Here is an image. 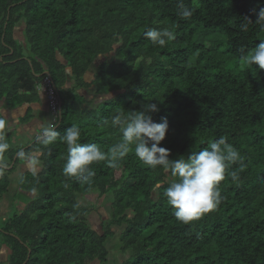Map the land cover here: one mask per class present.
I'll return each mask as SVG.
<instances>
[{
    "label": "trees",
    "instance_id": "trees-1",
    "mask_svg": "<svg viewBox=\"0 0 264 264\" xmlns=\"http://www.w3.org/2000/svg\"><path fill=\"white\" fill-rule=\"evenodd\" d=\"M179 2L0 0V118L8 123L6 110L27 105L22 121L30 122L46 74L63 103L47 146L13 149L7 128L0 200L15 179L9 172L32 152L42 168L17 182L15 198L32 201L2 219L0 264H264V70L241 58L264 40L255 24L264 0H183L189 19ZM245 17L253 21L247 32ZM151 28L175 38L153 46ZM150 102L160 109L154 121L169 123L160 145L169 159L221 137L243 157V169L226 170L218 208L191 224L176 219L163 195L170 171L149 168L134 151L116 168L93 164L88 181L63 174L68 127L107 152L121 137L111 117Z\"/></svg>",
    "mask_w": 264,
    "mask_h": 264
},
{
    "label": "clouds",
    "instance_id": "clouds-1",
    "mask_svg": "<svg viewBox=\"0 0 264 264\" xmlns=\"http://www.w3.org/2000/svg\"><path fill=\"white\" fill-rule=\"evenodd\" d=\"M179 8L182 18L191 17L192 12L184 5L183 0H180ZM256 15L255 24L264 29V7ZM250 24L253 21L245 17L244 22L239 25L240 30L247 32ZM145 36L153 46L160 47L166 46L175 38L174 33L166 28H151L145 32ZM241 58L247 65H258L260 70H264V40L250 54ZM159 110L157 104L150 102L142 104L141 110L118 112L112 116L111 126L119 129L121 137L107 152L96 144L81 143L80 129L75 125L68 127L61 137L67 147L63 174L67 178L88 181L95 176L91 167L93 164L107 161L110 167L116 168L134 151L142 164L149 168L162 167L165 171H170L174 179L163 195L167 204L172 207L176 219L183 224H191L218 208L222 200L220 184L226 178V170L236 163L243 169V157L221 137L203 150L190 153L187 158L181 156L177 160L169 159L170 150L160 146L169 131V123L167 118L157 123L152 115ZM7 128V121L0 118V154L9 148L6 140ZM57 135L54 129L46 127L39 139L47 146ZM35 156L34 153L28 159L33 175L37 173ZM228 175L234 182L240 178L237 171H231ZM155 187L160 188L161 185L157 183Z\"/></svg>",
    "mask_w": 264,
    "mask_h": 264
},
{
    "label": "crops",
    "instance_id": "crops-1",
    "mask_svg": "<svg viewBox=\"0 0 264 264\" xmlns=\"http://www.w3.org/2000/svg\"><path fill=\"white\" fill-rule=\"evenodd\" d=\"M68 72L71 73V69H68ZM69 73V74H70ZM42 101L39 103L33 105V119L25 124L22 120L25 118L28 109L30 108L29 106H22L17 109H14L12 111L6 110V116L8 118V138L10 142V147L13 149H19V148H24L27 146L31 147L33 142L35 140H40L39 137L42 136L43 129L48 127L52 128L51 122L47 123L45 122V119L47 120L48 114H49V109L47 102L45 98L42 96ZM4 104L2 103V106ZM1 108V107H0ZM30 144V145H28ZM36 154L35 159H36V167L37 171L41 169V162L39 160V157L41 156L40 152H32L29 157L33 156V154ZM29 157L20 165V176L26 172L30 171L29 168V163L28 159ZM12 167H7V169H11ZM14 178V177H13ZM20 177L18 180L15 179L13 180V183H16L19 181ZM13 186L11 189H15Z\"/></svg>",
    "mask_w": 264,
    "mask_h": 264
},
{
    "label": "rangeland",
    "instance_id": "rangeland-1",
    "mask_svg": "<svg viewBox=\"0 0 264 264\" xmlns=\"http://www.w3.org/2000/svg\"><path fill=\"white\" fill-rule=\"evenodd\" d=\"M53 113L51 112V110L49 109V114H48V118L47 120L45 119V122L50 123L51 122V126L54 125V117L52 116ZM20 166H17L14 170V172H9L11 179L13 180V177L16 176V180H18V178L20 177ZM42 168V167H41ZM13 186H17L16 183H12ZM15 189H11V191L3 198L1 199V208H0V226L2 225V219L7 217V215L9 216V214L14 213V211H16L18 208H20L21 204H23L24 206H27L31 201L32 198L31 196H26V195H20V197L17 199L15 198L16 196V187H14ZM18 192V191H17ZM18 207V208H17ZM91 225L95 226V224L90 221ZM119 245L116 246L117 251L115 252V255H118L120 257V253H119ZM6 253V250L4 247H0V256L4 255Z\"/></svg>",
    "mask_w": 264,
    "mask_h": 264
},
{
    "label": "built area",
    "instance_id": "built-area-1",
    "mask_svg": "<svg viewBox=\"0 0 264 264\" xmlns=\"http://www.w3.org/2000/svg\"><path fill=\"white\" fill-rule=\"evenodd\" d=\"M39 91L44 95L48 105V109L51 110L54 117V122L60 119L61 116V98L58 89L56 88L52 77L49 74L43 76V79L39 83Z\"/></svg>",
    "mask_w": 264,
    "mask_h": 264
},
{
    "label": "water",
    "instance_id": "water-1",
    "mask_svg": "<svg viewBox=\"0 0 264 264\" xmlns=\"http://www.w3.org/2000/svg\"><path fill=\"white\" fill-rule=\"evenodd\" d=\"M62 106H63V103L61 104V114H62ZM61 121H62V118H60V123H61Z\"/></svg>",
    "mask_w": 264,
    "mask_h": 264
}]
</instances>
